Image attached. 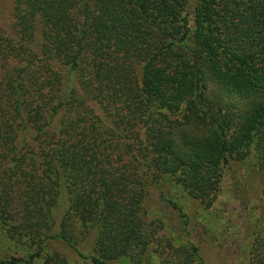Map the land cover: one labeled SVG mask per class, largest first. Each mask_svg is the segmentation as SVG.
<instances>
[{
    "label": "trees",
    "instance_id": "obj_1",
    "mask_svg": "<svg viewBox=\"0 0 264 264\" xmlns=\"http://www.w3.org/2000/svg\"><path fill=\"white\" fill-rule=\"evenodd\" d=\"M18 2L25 7L22 25L14 26L20 37L5 42L2 54L15 65L0 75V132L11 133L9 143L0 138V167L7 165L4 147L11 143L8 202L14 207L11 218L0 211V226L29 231L35 252L0 264H67L58 244L87 264L140 262L150 243L163 251L141 218L140 201L154 177L134 190L125 187L132 174L125 177L124 165L116 164L125 146L105 139L103 125L108 136L122 140L128 119L141 122L145 156L129 155L131 167L153 172L164 164L214 194L226 161H244L264 197V0ZM105 39L111 43L100 45ZM91 45L107 49L94 53ZM210 88L216 96L207 98ZM82 98L104 110L96 113ZM63 116L69 124L59 134L60 127L50 126ZM146 116L147 123L148 116L158 117L169 127L156 129L151 120L145 126ZM187 124L196 131L189 141L181 130ZM6 180L0 175V189ZM238 191L247 193L244 186ZM71 200L81 205L78 215L90 233L77 226L71 231L73 220L61 212L64 201L73 212ZM96 202L101 211L93 224L86 216ZM257 236L254 264H264V240Z\"/></svg>",
    "mask_w": 264,
    "mask_h": 264
},
{
    "label": "rangeland",
    "instance_id": "obj_2",
    "mask_svg": "<svg viewBox=\"0 0 264 264\" xmlns=\"http://www.w3.org/2000/svg\"><path fill=\"white\" fill-rule=\"evenodd\" d=\"M18 1L0 0V75L3 76L11 73V66L15 65L12 60L4 62L2 54H5L3 51L5 42H9V40L14 38V35L20 37L14 26L16 24L22 25L23 20H20V12L23 14L25 7L20 6L21 4ZM100 43L108 45L111 41L105 39ZM107 45H102L99 48H94L91 45L89 48H94L95 53L96 51L99 52L98 50H106ZM94 55L89 56L87 59L91 60ZM120 64L122 68V59H120ZM123 64L125 65V61ZM123 73L127 75V72L123 71ZM4 82L5 79L1 84H4ZM51 88L52 84H48L47 92ZM207 94V98L216 96V93L211 91V88L210 90L208 89ZM75 95L78 94L76 93ZM231 101L230 99L227 102L231 104ZM82 102L84 105L93 108L96 113H100L99 110L103 109V105L100 102L99 104L89 99L86 101L83 98ZM119 103L120 101L118 100V102L114 103V106L117 107ZM145 118V126L150 124L149 121L151 120V124L156 129L163 124L169 127L168 123L160 122L158 117L151 119V116H148V123L147 116ZM58 121L60 123L51 124L50 127L52 130H58V127H60L59 134H61L62 126L68 125L69 121H66V116H63ZM92 126L94 125L92 124ZM92 126L89 124L87 128L91 130L93 129ZM106 127L104 125L101 127L103 130L102 136L110 140L114 138L116 141H120L122 146H125L123 148L124 151L126 150L125 154L123 153L122 159L116 162L117 167L124 165L125 177L132 174L131 182L125 183V187L134 190L133 186L135 187L137 183L138 185L141 184L142 179L154 177L153 183L148 187L146 195L140 201L141 218L149 226V229L154 232V236L160 239L162 244L160 246L163 247V251L160 253L155 244L150 243L146 247L140 262H134V260L128 258H118L112 264H254L255 247L253 240L259 237L257 235H260L264 240V197L259 193L257 175L249 170L250 165L248 163L243 161L240 166L236 162L232 163L230 159L227 160L223 169L219 171L221 182H219L216 192L214 194L205 193L193 187L196 180L186 178L184 173L178 171H174L171 174L167 171L164 164L155 166L153 172L141 171L127 164L131 154L145 156V153L141 150V122L134 124L128 119L126 132L121 136L122 140L115 135L112 137L108 136ZM110 127L112 126L110 125ZM181 130L186 135L187 141H189L188 138H191L187 135L196 133L194 128L188 124L187 127H183ZM0 138L1 140L5 139L9 143L7 138H11V133L5 129L0 132ZM183 142H185V146L186 141L184 140ZM158 144L161 143L158 142ZM9 145L4 147L7 154L5 159L7 165L4 164L3 169L0 167V175L5 180L10 178L8 179L9 181L6 180L8 185L0 189V211H5L7 218H11L10 214L13 211L10 208L14 207V205H11V201L8 202L9 197L13 193L10 189L13 185L12 176L7 170V166H11V159L14 158ZM184 150V147L181 148L178 154L185 155ZM158 159L160 162L162 160L166 161L165 156ZM105 168L108 171L109 165H105ZM242 186L247 189V193L241 197L238 190ZM65 202H63L64 207L61 212H64L63 217H67L65 220L69 218L73 220L70 226L71 231L77 226V232L81 234L90 233L92 228L85 227L86 219H80L78 215L81 205L71 200L76 205L73 206V212H70ZM96 204L97 209L94 214L90 210V213L86 216L90 222L92 219L94 220L93 224L97 222L96 220L101 211V205L98 202ZM140 204L138 203V206ZM170 204L175 205L177 209L173 210ZM28 232L23 229L12 230L0 226V260H5L7 256L19 257L25 253L35 252L33 246L35 241L29 240L30 235ZM54 248L64 254L67 264H87L59 244ZM50 249L52 250V247ZM87 250L91 251L92 245L83 247V251Z\"/></svg>",
    "mask_w": 264,
    "mask_h": 264
}]
</instances>
